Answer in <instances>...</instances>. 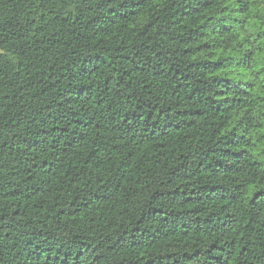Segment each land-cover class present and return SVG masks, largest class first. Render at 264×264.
Instances as JSON below:
<instances>
[{
  "label": "trees",
  "instance_id": "trees-1",
  "mask_svg": "<svg viewBox=\"0 0 264 264\" xmlns=\"http://www.w3.org/2000/svg\"><path fill=\"white\" fill-rule=\"evenodd\" d=\"M0 264H264V0H0Z\"/></svg>",
  "mask_w": 264,
  "mask_h": 264
}]
</instances>
